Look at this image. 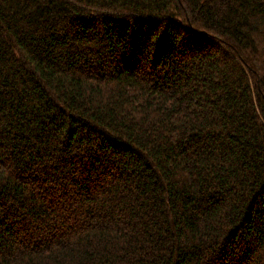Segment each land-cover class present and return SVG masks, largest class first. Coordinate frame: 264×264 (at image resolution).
I'll list each match as a JSON object with an SVG mask.
<instances>
[{
    "label": "trees",
    "instance_id": "1",
    "mask_svg": "<svg viewBox=\"0 0 264 264\" xmlns=\"http://www.w3.org/2000/svg\"><path fill=\"white\" fill-rule=\"evenodd\" d=\"M0 264H264V0H0Z\"/></svg>",
    "mask_w": 264,
    "mask_h": 264
}]
</instances>
